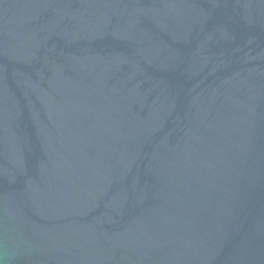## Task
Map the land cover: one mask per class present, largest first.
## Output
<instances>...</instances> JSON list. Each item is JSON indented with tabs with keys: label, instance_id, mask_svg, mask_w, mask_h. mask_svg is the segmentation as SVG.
<instances>
[{
	"label": "water",
	"instance_id": "water-1",
	"mask_svg": "<svg viewBox=\"0 0 264 264\" xmlns=\"http://www.w3.org/2000/svg\"><path fill=\"white\" fill-rule=\"evenodd\" d=\"M0 264H264V0H0Z\"/></svg>",
	"mask_w": 264,
	"mask_h": 264
}]
</instances>
